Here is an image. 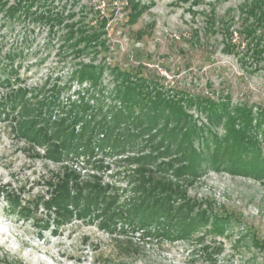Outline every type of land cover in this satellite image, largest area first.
<instances>
[{
    "label": "rangeland",
    "instance_id": "1",
    "mask_svg": "<svg viewBox=\"0 0 264 264\" xmlns=\"http://www.w3.org/2000/svg\"><path fill=\"white\" fill-rule=\"evenodd\" d=\"M5 1L9 6L18 0ZM255 4L264 10V0H21L15 16L0 14V56L16 54L4 62L16 80L0 82V99L19 88L33 97L17 119L0 113V264H264V176L240 173L227 163L217 169L213 148L202 150L203 172L186 190L194 215L206 210L196 229L169 235L153 224V234L144 235L145 229L131 227L109 232L90 220L57 226L41 201L66 173L81 182L98 178L110 184L120 203L136 194L140 168L175 182L177 163L159 167L175 152L137 161L153 153L159 137L134 136L140 130L136 122L123 121L118 147L112 137L93 154L67 159L47 156V146L22 134L30 128L34 105L51 102V121L76 132L92 115L87 137L102 116L104 124L120 106L122 75L115 71L121 68L144 77L151 93L181 99L189 115L206 125L212 142L213 134L223 138L229 127L248 129L264 157V19L250 12ZM85 36L104 47L96 40L83 43ZM85 67L96 69L94 85L79 76ZM238 170L255 171L251 165ZM9 195L17 198L15 211ZM36 201L41 205L33 215L17 212ZM217 214L230 218L221 231Z\"/></svg>",
    "mask_w": 264,
    "mask_h": 264
},
{
    "label": "trees",
    "instance_id": "2",
    "mask_svg": "<svg viewBox=\"0 0 264 264\" xmlns=\"http://www.w3.org/2000/svg\"><path fill=\"white\" fill-rule=\"evenodd\" d=\"M6 4L5 0H0V14L5 13L13 17L21 7V0L9 6ZM258 6L255 4L250 12L257 17V20L264 19V10H257ZM25 8L22 11L24 14L29 12V6L27 5ZM57 16L53 17L54 20L58 19ZM82 39L85 44L89 41L92 44L95 40L96 43L99 42L96 37L91 36H85ZM99 44L101 48L104 47L103 43L99 42ZM77 52L80 53L79 50ZM15 55L6 53L5 56H0V60H2V62L0 61V72H2L0 73V82L2 84L10 85L12 81L16 80V77L10 75L12 71L6 69L5 64L7 63H4L5 59L6 62H9L13 57L15 58ZM95 72V68L85 67L79 72V76L90 79L94 85L97 83ZM115 72V74L122 75L123 87L117 91L120 106L118 110L113 111V117H110V120L104 124L102 120H106V117L102 116V119L94 127H91L92 130L87 137L85 134L90 127L92 115H90L91 119L83 123L82 129L76 132L74 126L68 129L58 121H51L52 114L51 111H48L52 106L51 102L49 104L39 102L34 105V114L29 122L30 128L24 129L22 134L29 140L33 139V143L36 145L47 146L49 148L47 156L54 158L65 156L64 158L68 159L73 155L72 158H76L74 155L77 156L80 152L93 154L96 146L100 150L108 145L112 137L114 138L113 147H118L122 138L120 137L121 133L117 134V129L123 124V121L130 122L132 120V123L136 122V128L140 129L133 131L132 135L141 136L147 133L148 137L152 139L159 137L156 145L152 147L153 153L150 152L148 155L140 157L141 159L138 158L137 161L154 162L157 157L163 154L172 157L175 152V158L172 157L169 162L159 163V167L174 168L173 165L177 163L175 171H172L176 181L166 180V178L157 179L153 175L155 171H146V169L140 168L136 194L124 203H120L121 195L115 190L113 191L114 188L110 184H103L98 178H95L97 179L95 181L81 182L75 173H66L64 178L51 183L50 198L41 201L47 212L50 213L49 215L53 213L57 226L69 223L74 219L90 220L98 221L99 226L109 232H115L120 228L123 233H127L126 227H131L133 230L145 229L144 235H149L153 234L149 231V226L155 224L159 225V228L163 226V230L167 231L169 235L176 233L189 235L199 224L198 216L205 217L206 213V210H203L196 213L195 216L196 206L186 195L187 186L192 184L203 172L200 169H202V150L204 148H213V161L217 169L229 164L240 173L251 174L254 172V176L257 178L264 176V171H259L261 164L264 166L263 163H259V160L263 161L264 159L261 155L262 147L258 139L248 129L229 127L228 134L223 138L213 134L212 142L206 135V125H199L192 115H189L181 99L168 98L162 93H151L143 86L145 78L133 74L128 69L117 68ZM29 94L32 92L19 88L2 96L0 113L5 117L13 116L17 119L18 112L32 106L33 97H31L32 95L29 97ZM82 108L86 110L87 106L83 104ZM136 109L139 110V115L136 114ZM211 114L214 116L217 111L215 110V113ZM165 117L167 118L166 123L161 124V119ZM172 119L175 122L170 124ZM229 121L231 120L229 119ZM232 122L235 123V121ZM244 125L249 126L248 124ZM196 139L201 140L198 145ZM64 151L66 154H63ZM252 157L256 158L257 163H251ZM249 165L255 171L238 170L242 166L249 168ZM8 199L12 203L11 210L15 211L17 198L9 195ZM41 202H33L32 208L22 206L17 212L23 216L33 215L40 207ZM229 219L228 215L219 216L217 214L215 217L216 229L221 231L223 227L221 228L220 224L222 221H229ZM158 231L159 229L157 234H159ZM262 245H264L263 242Z\"/></svg>",
    "mask_w": 264,
    "mask_h": 264
}]
</instances>
